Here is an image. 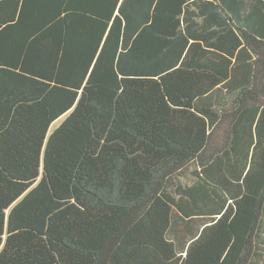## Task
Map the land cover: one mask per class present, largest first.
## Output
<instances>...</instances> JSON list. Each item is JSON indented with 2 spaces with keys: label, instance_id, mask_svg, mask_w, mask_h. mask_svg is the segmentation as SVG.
Listing matches in <instances>:
<instances>
[{
  "label": "trees",
  "instance_id": "16d2710c",
  "mask_svg": "<svg viewBox=\"0 0 264 264\" xmlns=\"http://www.w3.org/2000/svg\"><path fill=\"white\" fill-rule=\"evenodd\" d=\"M0 264H264V0H0Z\"/></svg>",
  "mask_w": 264,
  "mask_h": 264
},
{
  "label": "rangeland",
  "instance_id": "374dc122",
  "mask_svg": "<svg viewBox=\"0 0 264 264\" xmlns=\"http://www.w3.org/2000/svg\"><path fill=\"white\" fill-rule=\"evenodd\" d=\"M67 116L68 115H65L61 117L59 120H57L55 123H53V125L50 128L49 134L53 132L56 128H58L62 124V122L66 119ZM186 173H187L186 176L181 179L182 184L191 185L194 182L193 175L190 173V171H187Z\"/></svg>",
  "mask_w": 264,
  "mask_h": 264
}]
</instances>
